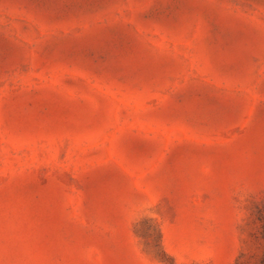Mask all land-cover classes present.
Listing matches in <instances>:
<instances>
[{"label": "rangeland", "instance_id": "1", "mask_svg": "<svg viewBox=\"0 0 264 264\" xmlns=\"http://www.w3.org/2000/svg\"><path fill=\"white\" fill-rule=\"evenodd\" d=\"M0 264H264V0H0Z\"/></svg>", "mask_w": 264, "mask_h": 264}]
</instances>
